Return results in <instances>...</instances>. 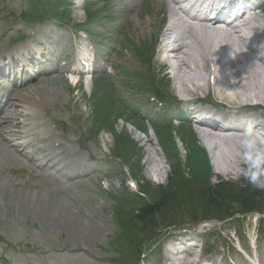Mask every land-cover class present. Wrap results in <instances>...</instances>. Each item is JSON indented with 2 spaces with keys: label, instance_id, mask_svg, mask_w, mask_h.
<instances>
[{
  "label": "rangeland",
  "instance_id": "rangeland-1",
  "mask_svg": "<svg viewBox=\"0 0 264 264\" xmlns=\"http://www.w3.org/2000/svg\"><path fill=\"white\" fill-rule=\"evenodd\" d=\"M79 1L71 0L73 6H69L67 12L70 19L65 24L76 25L75 22L86 16V11L100 13V16L107 12L106 7H103L104 5H101L99 0H93L92 6L84 7L85 9L77 6ZM113 1L118 8L121 7L122 2H125L124 0ZM25 8V0H0V49L20 45L13 43L16 38L32 37L33 33L30 32L32 28H29L31 26L26 25L22 21L23 17L20 16L30 17L28 16L30 15L29 9ZM150 9L146 7L144 13L140 10L139 21L136 20L133 12L120 15L121 19L126 21L124 23L126 27L123 26L125 33L122 34V31L112 29L118 36H121L119 40L121 42L118 43L119 41L116 40L105 45L108 53L104 61L108 64L112 63L114 73L103 76L106 82L101 79L103 84L99 85V97L102 103H107L104 101L108 98L107 89L112 88L110 83L114 82L112 84L120 91L119 98L114 99L115 112H120L121 107L127 106L125 99L129 97L128 93H131L129 101L134 103L137 110L141 113L148 110L150 111L149 115H159L161 106L148 101L150 92L155 91L151 82L152 77L148 80H146V76L143 77L145 65L140 61L141 58L135 55L134 48L131 46L132 50L129 46L131 41H136L139 38L141 43L150 41L149 17L147 16V14L153 16ZM257 15L264 19L263 12L258 11ZM57 24H60L57 20L56 22H47L34 30L39 29L41 33L48 31L47 33L50 35L48 39L58 37L60 40H66L65 33L68 29L66 26ZM86 27L91 32H104L107 36L110 34L109 28L101 22L100 25L94 23L87 24ZM162 33L158 35L157 32L156 35L161 38ZM17 35L19 36L17 37ZM114 51L116 53L113 57ZM157 53L158 45L155 50L156 55ZM157 61L162 62L160 59ZM152 66L154 80L157 82L156 78H159L161 68L155 62L152 63ZM127 70L134 71L133 84L140 86L138 89L126 91L127 87L125 89L123 82L128 77ZM75 79L74 76L67 79L56 74L48 75L36 80L26 89H20L16 94L26 100L27 96L24 98L22 96L25 93H30L28 98H33L36 101L45 99L44 103L51 104L48 106L47 113L54 118L61 119L66 126L62 124L63 131L60 134H56L58 133L56 130H49L50 133L62 142L61 145L65 146L66 150L79 151L76 153L87 166L76 168V172L77 170L85 171V174L81 176L80 183L70 185L72 183L69 180L65 183L62 180L61 188H58V182L55 183V180L47 178V174L38 169L36 163L40 162L39 155L34 157L38 158L35 161L27 160L28 162H25L21 156L16 158L12 154L8 155L0 150V264H122L120 262L122 253L128 255L123 250H129L130 245L133 246V249L136 248L142 252L141 259L137 264H171L173 261L166 262L167 260L164 259L167 255L171 256V252L169 253L168 250L174 252L175 248H179L190 238L195 239L193 242L198 245L197 248L200 246L206 248L202 258L208 259L214 264H264V223H260L259 214L255 212L246 213L238 228L231 224L227 226L210 225L204 228L203 232L197 234L200 231L198 229L200 224H197L191 228L175 230L165 235L161 234L163 235L159 240L161 248L155 249L157 251L151 254L149 247L152 243V247H155L158 242L144 240V237L147 239L149 237L143 234L147 230H142L145 219L138 218L141 212H145L148 217L152 218L149 221L153 228H157L156 220L161 215L169 218H190L193 213V215L199 216L198 212L194 214L193 211L187 209L167 206L164 197H159L158 192H155L157 189L155 185L169 184L171 178L175 177L181 180L194 179L198 180L199 187H202L197 192H202L203 195L207 192L206 188L222 180L230 182L236 192L244 181L243 178L235 179L242 165L233 166L234 169L228 167L227 173L216 170L212 156L213 151H210L204 143L199 141L195 126L191 123L186 126L191 132L194 150L188 148V145H183L178 135L177 125L173 124L176 130L173 127L170 128L172 151H169L171 153L169 154L159 142L161 136L158 131L155 134L149 128V133L144 134L138 131L133 124H130L132 122H126L128 119L123 117L121 120L117 117L113 124V133H111H117L122 141L125 140L124 138H129L135 143L134 150L132 146L128 148L130 159L126 164L112 152L113 136L110 131L108 132V128L104 126L98 133H95L90 126L93 118V105L89 94L94 89V85L91 86L85 81L76 82ZM107 81H109L110 87L107 85ZM158 85L160 91L163 89L170 94L168 86H163L162 80ZM36 90L38 93L31 94ZM115 94L116 92L110 89L109 95L114 98ZM167 106L171 107V103H168ZM165 107L161 110L163 111ZM197 107L202 106L198 104ZM211 109L218 113L221 111L219 108ZM17 111L18 113L14 112L12 115L13 119L19 114V110ZM257 114L261 116L260 113L257 112ZM111 117H116V113H113ZM54 118L53 120H55ZM46 130H48V126ZM78 136L84 143V147H80L81 150L78 149L76 140ZM1 143L0 141V147ZM50 144V138L39 143L46 150L51 148L54 151ZM140 149L142 150L141 167L135 162L137 158L135 152L139 153ZM35 152L33 149L30 154ZM47 152L49 151L45 153ZM203 156L206 157L209 165L208 171H204L200 164L203 159L200 157ZM131 175H134L135 182H132ZM147 183H152V185L149 184L150 189L146 191L145 197L148 199L153 197V203L150 202L151 208L142 209L145 205L140 204L141 210L138 211L139 207L133 209L134 204L124 203L127 200L135 199L138 196L135 193L137 189L141 190V186L147 188ZM256 205L262 207L264 211V194ZM232 207L235 211H241L243 208L236 201L233 202ZM128 215H130L129 218L126 217ZM132 218L136 219L132 220ZM119 220L125 226H130L131 230H121ZM152 230H149L148 233L151 234ZM173 236L177 240L171 241ZM132 239H135L134 242L131 241ZM172 258L175 259L177 256L173 254Z\"/></svg>",
  "mask_w": 264,
  "mask_h": 264
},
{
  "label": "bare ground",
  "instance_id": "bare-ground-1",
  "mask_svg": "<svg viewBox=\"0 0 264 264\" xmlns=\"http://www.w3.org/2000/svg\"><path fill=\"white\" fill-rule=\"evenodd\" d=\"M178 4L177 0H160L157 6L158 13L165 8L170 21L162 33L159 52L153 62L160 66L164 77L171 79L168 90L173 99L183 105H189L205 96L210 103L202 107L201 111L209 116L214 114L223 117L227 124L223 129L200 123L195 126V130L199 141L213 151L214 168L225 173L228 167L242 165L238 143L244 128L238 127L239 124L236 123L243 107L254 103L264 108V21L260 18L258 20L256 13L242 15L235 24L210 21L205 17L198 19L192 15V19L200 22V25L191 24L180 17L184 11L178 8ZM164 41L166 43L163 44ZM229 50L232 52L231 58L227 57ZM169 52L172 53L171 56H168ZM158 59L162 62H158ZM211 62H214L216 77L213 86L209 83L212 74ZM224 66H228V69L224 70ZM34 93H38V90ZM44 105V100L22 99L20 107L17 108L20 116L14 118L18 120L20 117L22 119L18 120L19 123H27L24 129H19L17 121L12 124L15 129H8L11 115L6 119L1 118L4 120L0 127L6 126L13 141L18 139L11 146L7 145L10 141H3L5 146L10 147L13 152L25 151L28 154L27 150L34 144L50 137L48 130L42 126L41 119L36 116L41 110L38 106ZM214 107L221 111L214 112L211 109ZM4 113L5 108L2 107L0 117ZM244 117L259 118V115L251 111ZM205 121L211 123L208 119ZM29 123L39 124L35 126L38 129L30 131ZM215 123L218 125V121ZM33 128L34 126H30L31 130ZM255 128L258 131L260 128L264 129V122L259 120ZM7 151L10 152L9 149ZM39 160L40 164L52 166L53 170H57L62 176H59L61 180H69L72 183L70 185L80 183L81 176L85 174L84 170L76 172V168L87 166L77 153L65 149L62 151V148L56 152L50 150ZM175 239V236L171 237V241ZM196 251V247L183 245L175 248L174 252L171 250V256L167 255L164 259L166 262L173 261L171 264H195L186 258L195 256ZM173 254L177 258H172Z\"/></svg>",
  "mask_w": 264,
  "mask_h": 264
},
{
  "label": "trees",
  "instance_id": "trees-1",
  "mask_svg": "<svg viewBox=\"0 0 264 264\" xmlns=\"http://www.w3.org/2000/svg\"><path fill=\"white\" fill-rule=\"evenodd\" d=\"M191 147L190 149L194 150V147ZM169 151H172V149ZM169 154L171 153L169 152ZM200 158H203L200 161V164H202V168L204 169V171H208L209 165L207 163L206 157L203 156ZM146 185L147 188L141 186V193H146V191L150 189L149 183H147ZM232 187L233 186L230 182H224L221 180L219 183L206 188L207 192H205V194L203 193L202 195V192L198 193L200 191L198 189H202V187H199L198 180H181L180 178L175 177L171 178L169 184L166 187L158 186L155 192H158L159 197H164V200L167 202V206H174L179 209L182 208L183 210L187 209L193 211L194 214H196V212L199 213V216L193 215V213H191V216L189 218L190 220H202L209 218L225 219L235 213V210L232 207L233 202L235 201L236 203L241 205L245 210L260 208L259 205H256V203L260 202V199L264 194V190L252 187L248 184L246 180L242 182V185L239 187L238 191L235 192ZM128 202L130 205L134 204L133 209L139 207L140 204L145 205V207L142 209H146L151 208L150 202L153 203V197L149 202L148 199L143 198L141 195L138 194L135 199L127 200L124 203ZM138 209V211L141 210L140 207ZM129 216L130 215L126 217L129 218ZM138 218L140 220L145 219V224H143L144 227L142 228V230H147L144 231L143 234H145L144 236L148 235L149 239L144 237V240H148V242L153 240L156 230H160L175 222L182 221L181 217L169 218L167 216L161 215L160 218L156 220L157 228H153L151 227L152 223L149 221L152 218L148 217L145 212H141ZM134 219L136 218H132V220ZM263 221L264 220L261 219V222ZM119 225L120 229L123 231L131 230L130 226H125L122 222L120 223V220ZM149 230H152L151 234L148 233ZM135 239H132L131 241L134 242ZM130 246L131 248L133 247L132 245ZM130 249L123 250V252L128 253V255H124V253H122L120 259V262L122 264H132L135 260H138L140 258L141 250L132 248L131 252H129Z\"/></svg>",
  "mask_w": 264,
  "mask_h": 264
},
{
  "label": "clouds",
  "instance_id": "clouds-1",
  "mask_svg": "<svg viewBox=\"0 0 264 264\" xmlns=\"http://www.w3.org/2000/svg\"><path fill=\"white\" fill-rule=\"evenodd\" d=\"M238 150L242 166L235 179L243 178L252 187L264 190V134L247 125L240 134Z\"/></svg>",
  "mask_w": 264,
  "mask_h": 264
}]
</instances>
